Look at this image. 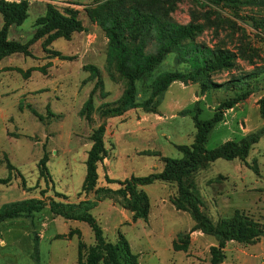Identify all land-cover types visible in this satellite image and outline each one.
<instances>
[{"label":"rangeland","instance_id":"374dc122","mask_svg":"<svg viewBox=\"0 0 264 264\" xmlns=\"http://www.w3.org/2000/svg\"><path fill=\"white\" fill-rule=\"evenodd\" d=\"M28 1V18L12 25L8 37L30 43L31 54L14 53L0 61V208L34 197L74 203L92 198V193L82 192V185L91 135L103 121L108 155L99 163L98 186L112 188L131 176L160 172L164 157H181L177 146L195 140L194 115L209 119L221 103L238 93L250 91L225 110L209 133L207 148L264 132V72L246 79L241 90L226 86L202 90L198 81L177 80L152 98L151 86L159 75L191 71L188 63L177 61L174 52L148 77L136 81V106L103 120L102 109L115 104L125 89V81H114L111 72H117L107 65L108 35L88 14L103 0ZM147 3L179 23H202L197 42L235 54L229 68L212 74L213 81L225 83L264 69V7L230 9L209 0ZM48 5L78 16L83 30L69 39L33 40L37 20L46 15ZM88 65L100 69L103 85L92 78ZM94 90L95 109L88 120L80 111ZM44 154L48 155V175L40 170ZM194 184L204 212L215 224L236 210L264 224V134L246 158L218 159L195 174ZM142 189L151 203L147 220H134L131 211L111 200L92 210L106 239L122 247L123 235L138 257L137 264H212L217 239L193 230L191 214L172 203L176 184L156 181ZM175 241L187 243L188 250L175 249ZM79 243L95 244L90 225L54 215L49 206L0 221V264H79ZM225 253V264H264V239L255 244L231 240ZM99 264H105L104 258Z\"/></svg>","mask_w":264,"mask_h":264},{"label":"trees","instance_id":"16d2710c","mask_svg":"<svg viewBox=\"0 0 264 264\" xmlns=\"http://www.w3.org/2000/svg\"><path fill=\"white\" fill-rule=\"evenodd\" d=\"M148 0H103L97 2V7L88 10V14L97 20L106 31L109 38L107 65L117 72H111L114 81H125L123 95L112 106L102 109L101 117L121 116L129 106H136V81L145 79L164 60L168 53H176L178 62H186L191 71L184 74L178 71L165 72L152 83V98L160 96L177 80H194L200 83L202 90L217 87L241 90L246 79L264 72L255 71L245 77L217 83L211 79L213 73L229 68L234 60V53L223 47L212 48L196 41L202 32V23L182 24L174 21L164 11L154 9ZM212 3L230 9L241 6L264 7V0H209ZM29 1L0 0V14L3 26L0 29V61L14 53L31 54L30 43H21L9 39V29L12 25H21L28 18ZM39 26L34 39L47 37L55 40L60 37L71 38L72 34L82 31V20L74 14L62 12L54 5H48L47 13L38 18ZM230 26H232L230 24ZM155 47V49H152ZM58 55L59 53H55ZM92 78H97V84L103 85L100 69L96 65H88ZM96 90V89H95ZM91 93L80 111L81 116L92 120L94 93ZM250 91L238 93L236 97L221 103L219 109L209 119L194 115L196 127L195 140L191 145H178L182 156L178 158L164 157V166L160 172L146 176H131L119 181L120 187L98 186L99 163L108 155L105 145L106 123L103 121L92 133L93 144L86 161V175L82 192L93 194L92 198L80 200L78 203L51 198H29L23 201L4 204L0 208V221L18 217L24 214L39 212L50 207L54 215L69 220L87 222L93 230L95 244L86 247L79 243V264H99L104 258L105 264H137V255L131 251L127 239L121 235L123 246L110 242L104 235V230L92 213V210L105 200H111L121 207L131 211L134 220H147L151 203L143 186L156 181L175 183L177 194L171 201L178 210L189 212L195 222L193 230H201L205 234L215 236L217 244L212 248V264H225V248L231 240L245 244H255L264 239V224L240 210L234 215L223 218L215 224L204 212L203 203L194 184L195 174L208 167L218 159H244L249 155L252 146L259 141L264 132L251 133L239 141L229 140L215 148H207L208 136L216 123L223 119L225 110L246 98ZM142 106L147 107L146 103ZM264 113V100L262 101ZM48 155L40 160V170L48 175ZM66 198V197H64ZM175 249L188 250V244L180 245L174 242ZM122 255L124 258H122Z\"/></svg>","mask_w":264,"mask_h":264}]
</instances>
